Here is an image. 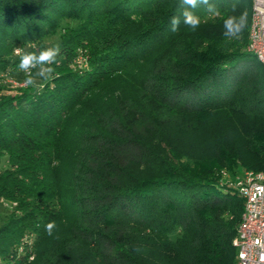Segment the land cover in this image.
<instances>
[{"label":"trees","instance_id":"16d2710c","mask_svg":"<svg viewBox=\"0 0 264 264\" xmlns=\"http://www.w3.org/2000/svg\"><path fill=\"white\" fill-rule=\"evenodd\" d=\"M209 2L173 32L182 0H0V74L16 47L58 33L61 49L37 88L0 83V264L236 263L244 200L220 171H264V66L251 0ZM213 124L210 151L189 152Z\"/></svg>","mask_w":264,"mask_h":264},{"label":"built area","instance_id":"2783aa9c","mask_svg":"<svg viewBox=\"0 0 264 264\" xmlns=\"http://www.w3.org/2000/svg\"><path fill=\"white\" fill-rule=\"evenodd\" d=\"M247 50L264 66V0H251ZM220 176L244 200L232 241L235 264H264V171L244 170L230 178L229 172L222 169Z\"/></svg>","mask_w":264,"mask_h":264},{"label":"clouds","instance_id":"9594fccd","mask_svg":"<svg viewBox=\"0 0 264 264\" xmlns=\"http://www.w3.org/2000/svg\"><path fill=\"white\" fill-rule=\"evenodd\" d=\"M182 3L186 7L182 9L179 16H173L170 20V28L173 32L178 30L181 22L192 30L198 28L200 18L193 10L200 6H203L205 11L210 14H215L217 11L216 6L210 3L209 0H182ZM235 7L236 5L233 4V11ZM246 23L245 13H241L239 16L229 15L224 21V36L238 38L246 27ZM60 51L59 44L45 47L38 53L26 50L25 45L16 47V55L19 57L17 68L19 72L25 74L24 83L29 87L37 88L39 80L50 79L55 71L52 65L58 63ZM55 227V222H49L45 226V231L48 235H52Z\"/></svg>","mask_w":264,"mask_h":264},{"label":"rangeland","instance_id":"374dc122","mask_svg":"<svg viewBox=\"0 0 264 264\" xmlns=\"http://www.w3.org/2000/svg\"><path fill=\"white\" fill-rule=\"evenodd\" d=\"M64 29H69L66 27H62L61 31L63 32ZM58 36V33L55 35H49L46 37L45 42L49 44V46L57 44V41H55V38ZM14 54H16V48L14 49ZM77 55H75V58ZM88 62L87 54L78 56L76 59H73L71 61V67H80V66H86ZM16 69L15 71L13 69ZM4 71V72H3ZM35 71V70H33ZM4 79H0V83H5V85L9 88H14L18 86L25 85V74L23 72H19L17 68V64L11 65V67L4 69L1 71ZM40 82V81H38ZM223 126L220 125H214L212 126V129L204 128L199 130V127L195 129V131L186 134L183 139V143L191 153H207L210 151V135H215L217 132H221V129ZM233 171V170H232ZM230 178H234L233 176H230ZM8 213L7 209L4 208L3 203L0 204V220L3 218L5 219V215Z\"/></svg>","mask_w":264,"mask_h":264}]
</instances>
